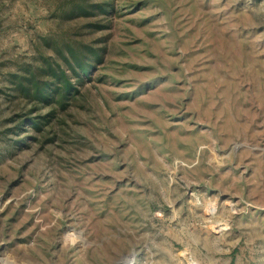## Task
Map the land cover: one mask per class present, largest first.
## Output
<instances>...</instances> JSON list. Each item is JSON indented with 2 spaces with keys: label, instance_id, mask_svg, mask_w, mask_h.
<instances>
[{
  "label": "rangeland",
  "instance_id": "obj_1",
  "mask_svg": "<svg viewBox=\"0 0 264 264\" xmlns=\"http://www.w3.org/2000/svg\"><path fill=\"white\" fill-rule=\"evenodd\" d=\"M0 264H264V0H0Z\"/></svg>",
  "mask_w": 264,
  "mask_h": 264
},
{
  "label": "bare ground",
  "instance_id": "obj_2",
  "mask_svg": "<svg viewBox=\"0 0 264 264\" xmlns=\"http://www.w3.org/2000/svg\"><path fill=\"white\" fill-rule=\"evenodd\" d=\"M225 227V226H224ZM224 227H222V225L218 226V231H222L224 229Z\"/></svg>",
  "mask_w": 264,
  "mask_h": 264
}]
</instances>
